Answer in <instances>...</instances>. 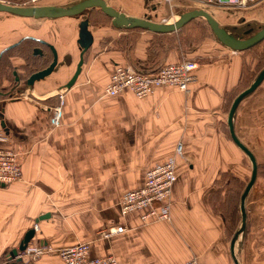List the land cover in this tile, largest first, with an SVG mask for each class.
Listing matches in <instances>:
<instances>
[{"label":"crops","instance_id":"crops-1","mask_svg":"<svg viewBox=\"0 0 264 264\" xmlns=\"http://www.w3.org/2000/svg\"><path fill=\"white\" fill-rule=\"evenodd\" d=\"M104 1L136 18L171 19L163 0ZM180 1L176 18L191 9V2ZM200 5L228 32L251 30L246 37L264 27V1ZM97 9L87 15L93 17L91 46L70 89L65 84L79 60L77 25L87 18L85 11L53 19L0 12V135L8 141L0 146L17 150L22 174L16 183L0 185V264H16L4 253L17 249L34 224L30 243L61 249L87 242L89 256H114L117 264H182L192 257L199 264H264V78L232 117L233 132L253 154L257 171L243 200L245 228L230 249L252 166L228 134L226 103L241 80L250 79L253 55L222 45L201 18L179 31L151 34L101 24L109 18ZM176 34L190 37L188 46L172 47ZM120 37L123 45L130 43L125 50L118 47ZM51 47L56 65L28 84L32 73L51 63ZM184 59L196 64L187 93L161 87L141 99L129 91L102 94L115 64L152 70ZM244 66L250 73L243 78ZM57 105L61 121L54 127L47 111ZM179 142L183 157L175 160L168 220L142 225L141 212L122 217L118 195L142 186L147 168L170 159ZM119 223L131 230L98 238L103 227ZM20 259V264L62 263L56 254Z\"/></svg>","mask_w":264,"mask_h":264},{"label":"built area","instance_id":"built-area-1","mask_svg":"<svg viewBox=\"0 0 264 264\" xmlns=\"http://www.w3.org/2000/svg\"><path fill=\"white\" fill-rule=\"evenodd\" d=\"M167 1L174 0H163ZM191 4H214V5H233V6H245L246 3L259 2L264 0H190ZM0 2H4L0 0ZM22 2H25L22 0ZM19 2V3H22ZM8 3V2H4ZM10 5V4H8ZM17 5V4H13ZM21 5V4H20ZM196 64L192 59H185L178 62H171L158 66L154 71L140 70L137 71L131 65H117L115 64L110 76L107 80L106 87L103 95L113 97L119 93L129 91L137 99H141L145 96L153 93L157 88L161 87H174L181 93H187L190 84L195 80ZM49 124L57 127L61 121V112L59 106L57 108H50L47 111ZM3 136V135H2ZM5 137L0 138L1 141H5ZM182 144L179 142L174 148V155L170 159L163 162L150 165L144 175L143 185L130 189L120 194L117 199L118 213L122 217L129 216L133 212H141L139 220L142 225L159 222L161 220H168L170 217V193L176 179L175 160L176 156H182L181 154ZM20 162L17 157V153L11 149L0 148V185L9 183H16L22 178L20 171ZM158 204L157 207L154 206ZM34 229H37V225L34 224ZM131 229L125 226L124 223H119L116 226H109L104 228L99 236L101 238H108L112 235H118V233L129 232ZM89 245L86 242H78L75 245H69L62 249L54 248L50 244H42L26 247L17 254L16 259H20V256H24L23 253L30 256H38L41 254H48L55 251L58 257L63 260L64 264H117L114 256L92 257L89 256ZM197 257L190 258L187 262L182 264H199L196 260Z\"/></svg>","mask_w":264,"mask_h":264},{"label":"water","instance_id":"water-1","mask_svg":"<svg viewBox=\"0 0 264 264\" xmlns=\"http://www.w3.org/2000/svg\"><path fill=\"white\" fill-rule=\"evenodd\" d=\"M90 8H98L104 15H106L111 21L110 25L116 29H143L150 31V33H171L174 31H179L181 27L186 24L190 20H194V18H201L205 21L206 25L210 27L211 33L213 36L221 42L222 45L228 47L235 52L244 51L245 49L252 48L253 45L259 43L260 41L264 40V27H260L259 30L252 33L250 36L243 37L251 32V30L243 31L241 34L236 32H228L225 27H221L218 23L212 18L210 13L205 12V10L201 8H194L193 10H187L182 12L179 17H177L172 22H157V21H150L149 18L138 17L127 15L122 13L121 11L115 9L111 5H107V2L104 0H81L77 1L72 5L67 7L60 6V5H30V6H23V5H8V3L0 2V12L8 13L9 15H18L22 17H33L39 19V17H47V18H56V17H67V16H80L81 13L86 11ZM88 19L84 18L81 22H78L77 31L78 36L76 39L77 45L80 47V51L78 54V62L75 65L72 77L66 82L65 88L70 89V86L74 83L75 79H77L78 75L80 74V68L83 65V53L89 49L91 46L92 41V33L88 30ZM52 49V47H51ZM52 61L49 65L45 68L41 69L40 71H35L32 73L27 80L28 84H32L35 80H42L48 73L53 69L56 65V55L55 51L52 49ZM264 78V67L255 75L253 82L248 87L241 90L236 97L234 98L233 102H231L228 108V115L226 116V124H228V134L230 138L236 143V146L239 150L245 152L249 158V161L252 166V172L249 177V181L247 185L244 186L241 200H239V208L241 209L240 214V226L236 229L233 234V238L230 243V249L232 248L233 242L237 239V235L243 231L245 228V208H243V200L246 197V193L249 190L250 186H252L253 182L255 181V175L257 171V165H255L253 154L248 151L242 143L236 138L233 130L232 124V117L235 113V108L239 104V102L247 96L249 93L251 94L253 90L259 86ZM34 235V230H29L22 236L19 242V248L10 250V256H15L17 252L21 251L27 245V241L32 238Z\"/></svg>","mask_w":264,"mask_h":264},{"label":"rangeland","instance_id":"rangeland-1","mask_svg":"<svg viewBox=\"0 0 264 264\" xmlns=\"http://www.w3.org/2000/svg\"><path fill=\"white\" fill-rule=\"evenodd\" d=\"M4 2H8V4H17V5H23L24 7L25 6H30V5H37V6H39V5H45V4H47V3H51L52 5L53 4H55V2H60V5L61 6H65V7H67V6H69V5H72V4H74L75 2H79V1H81V0H24L25 2H22V3H19V1L20 0H3ZM15 1V2H14ZM177 1V2H176ZM180 0H174V1H167L166 2V6L165 7H163L164 8V12H166L167 13V15H170L171 16V19H166L165 21H159V22H163V23H166V22H172L173 20H175V16L174 15H176V14H174L173 13V11H174V6L176 5V3L177 4H179L180 2H179ZM187 1H189V2H191L190 0H187ZM11 2V3H10ZM14 2V3H13ZM62 3V4H61ZM157 5H161V4H157ZM208 5H214V4H208ZM189 8H191L192 10L194 9V8H200V6H203V5H198V3H194V4H191L190 3V5H187ZM169 11H171V12H169ZM85 13V14H84ZM83 14L87 17V12L85 11ZM97 14V13H96ZM97 17L99 18L100 17V15H97ZM103 17V16H102ZM87 19H90V21L93 19V17H91V16H88L87 17ZM103 19H106V17H103ZM154 20V19H153ZM152 20V21H153ZM89 21V20H88ZM154 21H158V20H154ZM97 22V21H96ZM96 22H94V20H93V22L92 23H96ZM109 22H110V19H106L104 22H99V23H101V24H106V25H109ZM89 24V23H88ZM90 25L91 26H93V27H95L96 25L95 24H91L90 23ZM95 25V26H94ZM125 31V30H124ZM198 31L197 30H195V32H194V34L195 35H198V33H197ZM131 34H134V33H131ZM192 35V37L194 38V41H195V35ZM128 36V35H127ZM126 36V37H127ZM130 40L132 41L133 40V37H130ZM190 40H191V38L189 37L188 39H186V37H185V35H183V36H179L178 34H176V35H173L172 36V38H171V41H174L175 43H177V44H181L182 42L184 43V47H185V44L188 46V44H189V42H190ZM130 43H128V44H126V45H129ZM120 46H122V47H124V45L121 43L120 44ZM251 55H253V54H251ZM185 60V59H184ZM255 61H256V63H257V60L256 59H254ZM264 67V66H263ZM262 67V68H263ZM261 68V69H262ZM260 69V70H261ZM260 70H258V72L260 71ZM258 72H256V74L258 73ZM256 74H254L253 75V79H254V77H255V75ZM253 79H252V82H253ZM252 82H251V84H252ZM251 84H249V85H251ZM248 85V86H249ZM247 86V87H248ZM246 88V87H245ZM243 90V89H242ZM241 91V90H240ZM239 91V92H240ZM7 96H9V95H7ZM3 97V95H0V98H2ZM236 97V96H235ZM235 97H233V98H230L229 99V101H227V103H226V105H227V108H226V110L229 108V106H230V104H231V102H233V100H234V98ZM57 106H59V108L61 107L60 105H57ZM54 106H52V107H50V108H53ZM50 108H49V110H50ZM54 108H57V107H54ZM61 112V111H60ZM47 116H48V113H47ZM49 117V116H48ZM49 120V119H48ZM49 123V122H48ZM1 137H4V136H2V133H1V135H0V138ZM2 143H4V144H7L8 143V141H7V139L5 140V141H1L0 142V144H2ZM0 148L2 149H11V150H13V148H9L8 146H0ZM13 152H15V153H17V150L15 151V150H13ZM17 157H18V160H19V156H18V153H17ZM19 162H20V160H19ZM21 165V164H20ZM19 165V166H20ZM119 196V195H118ZM117 201H118V199H117ZM117 207V206H116ZM109 226H107V227H103V229L104 228H108ZM33 229H34V225H33ZM103 229H101L100 231H99V233H101V231L103 230ZM34 230H36V229H34ZM99 233H97V236H98V238H100V239H103V238H101L100 236H99ZM31 240V239H30ZM30 240H28L27 241V245L25 246V248L23 249V251L24 250H26V247L28 246V245H30V246H33V245H38L39 243H30ZM78 243V242H77ZM87 243V242H86ZM49 244V243H48ZM88 244V243H87ZM51 245V244H50ZM89 245V244H88ZM53 246V245H52ZM54 247V246H53ZM89 247H90V245H89ZM19 248V247H18ZM17 248V249H18ZM54 248H57V247H54ZM63 248V247H62ZM61 248V249H62ZM48 254H56L57 255V257H58V254L55 252V251H53V252H49ZM48 254H41V255H38V256H34V257H32V256H30L29 254H26V253H23V255L25 256V257H28V258H30L32 261H34V260H37L39 257H41V256H45V255H48ZM59 259H60V261L62 262L61 264H64L63 263V260H61V258L59 257Z\"/></svg>","mask_w":264,"mask_h":264},{"label":"trees","instance_id":"trees-1","mask_svg":"<svg viewBox=\"0 0 264 264\" xmlns=\"http://www.w3.org/2000/svg\"><path fill=\"white\" fill-rule=\"evenodd\" d=\"M93 8H90V9H87V15L89 13L90 10H92ZM98 10V9H97ZM100 11V10H98ZM102 16H104L102 13H101ZM89 20V19H88ZM136 30V29H134ZM138 30H142V29H138ZM136 30V31H138ZM127 31H131V29H128ZM151 34H160V33H151ZM213 35V34H212ZM122 37L119 38V40L117 41L118 43V47H121L122 50H125V48L128 47V44L127 42H125V45L124 47L120 46L121 44V41H122ZM172 42V47L173 45H175V42L174 41H171ZM244 52H248L250 54H253V57L254 59L257 60V63L255 64V69L253 70L252 73L249 72V68L250 67H247V66H244V69H243V73H242V77L244 78L245 76H248V73H250V79L248 78L247 80H241L242 82H240L239 86H237L230 95H232L234 97L235 94L239 93L240 90L244 89L245 87H247L249 84H251L252 82V79H253V75L256 74V72H258V70H260L263 66H264V40L260 41L259 43L255 44L252 46V48H248V49H245ZM175 62H178V61H175ZM169 63V62H168ZM171 63V62H170ZM133 66L135 69H137V71H140V70H147V71H150L151 69H146V68H142V67H137V65H131ZM157 67H154L152 69V71H154V69H156ZM260 85V84H259ZM10 250H6L5 253H4V258L5 259H10L11 261L15 262L16 264H20L22 261L21 259H16V257H13V256H10Z\"/></svg>","mask_w":264,"mask_h":264}]
</instances>
